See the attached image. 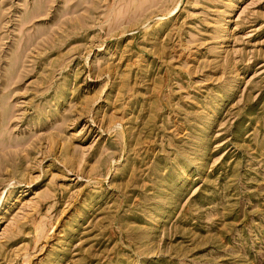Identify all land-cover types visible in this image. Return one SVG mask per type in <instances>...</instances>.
<instances>
[{
  "label": "rangeland",
  "instance_id": "374dc122",
  "mask_svg": "<svg viewBox=\"0 0 264 264\" xmlns=\"http://www.w3.org/2000/svg\"><path fill=\"white\" fill-rule=\"evenodd\" d=\"M0 264H264V0H0Z\"/></svg>",
  "mask_w": 264,
  "mask_h": 264
}]
</instances>
